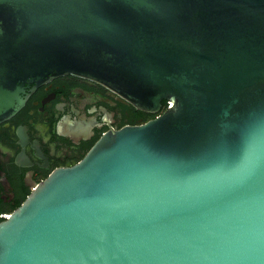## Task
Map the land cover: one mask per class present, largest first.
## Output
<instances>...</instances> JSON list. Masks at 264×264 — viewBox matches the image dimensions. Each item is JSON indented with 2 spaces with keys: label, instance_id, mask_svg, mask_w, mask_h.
<instances>
[{
  "label": "water",
  "instance_id": "1",
  "mask_svg": "<svg viewBox=\"0 0 264 264\" xmlns=\"http://www.w3.org/2000/svg\"><path fill=\"white\" fill-rule=\"evenodd\" d=\"M49 74L159 113L0 223V264H264V0H0V122Z\"/></svg>",
  "mask_w": 264,
  "mask_h": 264
},
{
  "label": "flooded vegetation",
  "instance_id": "2",
  "mask_svg": "<svg viewBox=\"0 0 264 264\" xmlns=\"http://www.w3.org/2000/svg\"><path fill=\"white\" fill-rule=\"evenodd\" d=\"M22 90V107L0 122V223L103 135L161 114L140 111L112 89L72 74H49Z\"/></svg>",
  "mask_w": 264,
  "mask_h": 264
},
{
  "label": "trees",
  "instance_id": "3",
  "mask_svg": "<svg viewBox=\"0 0 264 264\" xmlns=\"http://www.w3.org/2000/svg\"><path fill=\"white\" fill-rule=\"evenodd\" d=\"M166 110V102L162 101V109H161V113H163Z\"/></svg>",
  "mask_w": 264,
  "mask_h": 264
},
{
  "label": "built area",
  "instance_id": "4",
  "mask_svg": "<svg viewBox=\"0 0 264 264\" xmlns=\"http://www.w3.org/2000/svg\"><path fill=\"white\" fill-rule=\"evenodd\" d=\"M172 106L171 102H166V109L170 108Z\"/></svg>",
  "mask_w": 264,
  "mask_h": 264
}]
</instances>
